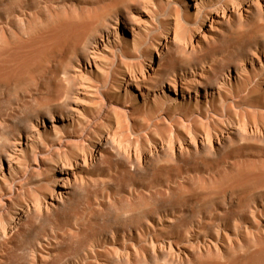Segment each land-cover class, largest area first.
<instances>
[{
    "label": "bare ground",
    "instance_id": "obj_1",
    "mask_svg": "<svg viewBox=\"0 0 264 264\" xmlns=\"http://www.w3.org/2000/svg\"><path fill=\"white\" fill-rule=\"evenodd\" d=\"M26 1L37 9L19 19V26L10 27L12 15L0 11L5 22L0 24V264H145L141 238L162 219H146L142 208L179 205L193 188L176 177L152 176L154 185L144 191L137 180L166 171L168 165L219 155L238 141L264 142V100L249 105L247 92L242 96L235 88L251 84L253 78L243 75L250 62L263 72L250 92L264 94V27L254 38L231 43L238 39L234 35L245 33L241 28L253 14L264 18V0H173L176 13L192 8L196 14L224 2L207 13L191 37L173 31L154 40L132 70L106 86L104 101L98 93L89 95L86 82L103 58L115 52L126 58L122 45L139 46L142 27L156 20L154 0H57V6L52 0ZM234 25L240 28L234 31ZM228 46L235 51L227 62L209 64ZM65 50L70 57L53 70ZM118 61V68L124 67L123 59ZM58 92L66 97L62 103L55 100ZM241 105L251 109L238 118ZM139 110H148L140 117L142 125L136 123ZM93 111L101 121L116 117L121 123L115 128L94 123ZM128 118L134 122L129 131L124 125ZM180 123L243 124L222 130L206 125L203 134L196 128L186 134L178 130ZM159 129L166 140L156 138ZM232 168L234 179L257 172L264 176V159H240ZM111 169L119 173L116 183L94 178ZM123 184L128 186L125 201L112 191L101 194L103 187L114 190ZM131 234L135 242L128 246ZM118 240L122 245L115 244ZM254 247L264 258L261 245ZM220 259L207 255L191 263L168 258L165 264H218ZM151 260L157 263L158 258Z\"/></svg>",
    "mask_w": 264,
    "mask_h": 264
},
{
    "label": "rangeland",
    "instance_id": "obj_2",
    "mask_svg": "<svg viewBox=\"0 0 264 264\" xmlns=\"http://www.w3.org/2000/svg\"><path fill=\"white\" fill-rule=\"evenodd\" d=\"M56 1L57 0H52L50 2L54 5ZM224 1H219L218 3L215 2L212 5L201 9V13L196 14L194 9L192 8H190L189 11L176 13L177 5L173 0H154L153 5L151 6V11L156 13V20H154V23L152 25L144 24L147 25L146 28L142 27V30L140 31L138 36L140 40L137 45L139 46L134 49L133 44L125 43L124 45H122V47L125 48V51H127L126 58H123L121 54L117 52H115L114 56L111 55L109 59L103 58L105 61L102 62L98 71H95V73L90 76V80L86 82L85 87L89 91V95L95 96L96 93H98L97 96L100 98V100L104 101L105 88H107L106 86L111 87V84L114 83L116 75L120 76V74L127 72V69L129 71L132 70L131 66L133 65V62L138 59H143L142 53H145L148 46L154 40L162 38L167 33L173 31L180 32L184 37H191L192 34L198 31L200 26L203 24L207 13L216 9ZM0 2V11L7 12L8 15H12H10V27L19 26V19L21 20V18L26 14H32L37 9L35 8L34 10H32L30 3H28L26 0H0ZM42 2L45 3V0H43ZM55 6H57V4H55ZM243 6H245L244 3L242 4V7ZM14 13L17 14L15 15ZM250 21L251 22H248L246 25H244L243 28H241L242 30H245V33L242 35H234L238 39L232 40L231 43L237 44L242 40H248L252 37L254 38L256 36L255 33L261 30L262 27H264V18L258 17L255 14L252 15ZM2 23L5 25V22H2L0 20V24ZM239 28L240 27L238 25H234L233 30L236 31ZM225 37L230 38L231 34L225 33ZM66 50L63 53L61 51L60 55L55 58V67L53 66V70H56L57 62L70 57V55L67 54ZM233 51H235V49L230 46L220 48L219 52L216 55L212 56L209 64L217 65L218 62H227L229 55H231ZM119 58H122L124 61V67L122 68H118L119 63L117 64V62H119ZM237 58L238 60H240L241 57L237 56ZM235 62H237V60H235ZM182 64L185 66V63ZM246 67L247 72L243 73V75L244 77L249 76L250 78H253L251 84L249 86L241 84L235 88L238 90L240 95L242 93L246 94L247 92L246 96H248V102H251L249 105H252L253 103L252 106L256 107V105L259 106V104L264 100V94L256 92V90L251 94L250 91L255 88V81L258 80L257 77H260L263 72L260 71L259 66H256L257 68L251 67L250 62L246 65ZM94 74L97 76H95ZM111 76L112 78H110ZM60 77L66 78L64 74H61ZM106 80L109 81V84H107ZM99 92L101 95H103L101 96ZM55 100H57L58 103H62L66 100V97L62 96V92H58L57 98ZM249 105H241V107L238 108L239 111L238 109L236 110V113L240 116H238V118H241V116H243L246 111L251 109ZM147 112L148 110L138 111L137 120L139 121L136 120L137 124H144L141 123L142 120L140 117L143 113ZM177 114L180 115L179 112H177ZM91 117L93 118L94 121H92L94 123H110L109 127L111 128H115L117 127V123H121L120 120H118L116 117H111L107 122L103 120L101 121L100 118L102 117L97 111H93ZM94 118H96L97 120H95ZM126 120H124V125L129 131V129L132 128V124L134 122L131 118H128ZM188 124L180 123L178 130L182 133L187 134L190 129L196 128L197 130L199 129L201 131L200 134H203L204 129L208 125L217 124L219 125L218 129L222 130V128L227 129L230 124L235 127H240V125H242L243 123ZM169 129H171L172 131H176V128H173L172 126H170ZM166 135H168L169 137V135H171V132H168ZM131 136L134 137L135 135L131 133ZM155 136L159 140H166L165 133H163L160 129L155 132ZM231 147L225 149L221 154L216 156L194 159L190 163H175L174 165H168V169L166 171H160L154 175L149 172L147 173L148 176L141 177L137 180V187L144 191H147V189L154 185L151 182L152 179H154L152 176L158 179H165L167 176L176 177V179L178 178V183L184 184L188 187L192 186L193 188V190L190 191L191 194L186 197L185 201L179 205L163 207H154L153 205H148L145 206L144 209L142 208L140 214L146 219H162L161 225H151V231L143 234L141 238L142 245L144 246L143 255L146 260L145 264H165L168 258H174L177 261L180 260L194 263L197 257L204 258L207 257V255L211 256L213 259L221 257V262H218V264H264V258L259 256L257 249L254 247V244H260L261 248L264 250V176L257 172L253 175H244L236 177L234 179L233 176L236 174V171L232 168V164L240 159H251V157L253 159H264V142L259 141L255 143H248L244 141H238ZM94 178L100 183H116L117 178L120 179L119 173L115 169L97 172ZM245 184L247 185L246 187ZM159 187L161 186L158 185L155 188ZM127 189L128 186L126 184H123V186H119L114 190L109 189L108 187H103L101 188V194L112 191L118 199L125 201V198L128 196ZM115 227L119 229V231L122 230L121 228H123L118 224L115 225ZM194 227H196V230ZM127 236V245L130 246L133 242H135V235L131 234ZM211 236L215 237V239ZM115 238L118 239L119 236H116ZM191 238L192 240H190ZM121 242L122 240H118L115 244L117 246H120L122 245ZM153 257L158 258L157 263L152 262L151 259ZM255 261L259 263H256Z\"/></svg>",
    "mask_w": 264,
    "mask_h": 264
}]
</instances>
